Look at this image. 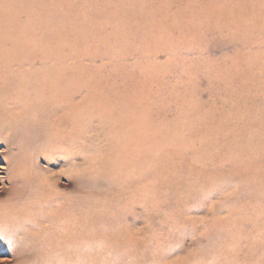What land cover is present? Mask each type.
Instances as JSON below:
<instances>
[{"label": "rangeland", "instance_id": "obj_1", "mask_svg": "<svg viewBox=\"0 0 264 264\" xmlns=\"http://www.w3.org/2000/svg\"><path fill=\"white\" fill-rule=\"evenodd\" d=\"M0 119L23 264H264V0H0Z\"/></svg>", "mask_w": 264, "mask_h": 264}, {"label": "bare ground", "instance_id": "obj_2", "mask_svg": "<svg viewBox=\"0 0 264 264\" xmlns=\"http://www.w3.org/2000/svg\"><path fill=\"white\" fill-rule=\"evenodd\" d=\"M13 125L15 124L6 119H0V132L13 128ZM1 142L6 146V150L0 152V156L7 155L2 158L6 163L7 180L10 186L0 188V246L11 254L13 253L12 262L14 264L30 262L26 259L29 253H33L35 257L31 261L45 262L43 252L58 249V206H55L56 209L53 210L57 212L53 213L54 215L47 214L42 209L30 215V209H35L38 203L34 197L32 198L33 193L36 195L38 188L40 189L38 195L51 197L49 196L50 193L45 189L39 173L35 176L36 179L31 186L32 189H35V192L27 194L29 199L25 198L23 188H18L16 183L11 185L15 178H21L24 175V171L21 172V169L17 166L14 167L12 162L14 148H12L10 139H4ZM2 169H5V167H2ZM5 194H8V196L1 199ZM51 199L53 200V197ZM24 213L28 215L24 216Z\"/></svg>", "mask_w": 264, "mask_h": 264}]
</instances>
